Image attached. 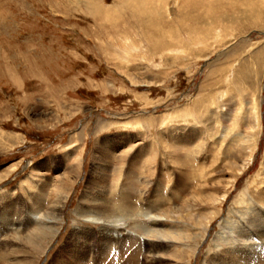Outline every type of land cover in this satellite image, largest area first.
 Returning <instances> with one entry per match:
<instances>
[{
    "label": "rangeland",
    "instance_id": "obj_1",
    "mask_svg": "<svg viewBox=\"0 0 264 264\" xmlns=\"http://www.w3.org/2000/svg\"><path fill=\"white\" fill-rule=\"evenodd\" d=\"M0 264H264V0H0Z\"/></svg>",
    "mask_w": 264,
    "mask_h": 264
},
{
    "label": "bare ground",
    "instance_id": "obj_2",
    "mask_svg": "<svg viewBox=\"0 0 264 264\" xmlns=\"http://www.w3.org/2000/svg\"><path fill=\"white\" fill-rule=\"evenodd\" d=\"M192 8V7H191ZM196 36V35H195ZM179 161V160H178ZM104 202H106V201H104ZM107 203V202H106ZM102 204V203H101ZM104 204V203H103ZM110 206V205H109ZM122 206V205H121ZM125 206V205H124ZM103 209V208H102ZM121 209H123V208H121ZM105 211V210H104ZM116 212H117V210H115ZM120 211V210H119ZM116 212H114V213H116ZM113 213V212H112ZM105 215V214H104ZM100 218V217H99ZM104 220V219H103ZM113 226V225H112ZM119 228V227H118ZM121 228V227H120ZM122 229H123V226H122ZM125 234V233H124ZM126 237V236H125ZM129 239V238H128ZM131 241V240H130ZM132 247V246H131ZM159 249V248H158ZM155 258V257H154Z\"/></svg>",
    "mask_w": 264,
    "mask_h": 264
}]
</instances>
